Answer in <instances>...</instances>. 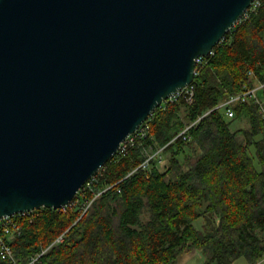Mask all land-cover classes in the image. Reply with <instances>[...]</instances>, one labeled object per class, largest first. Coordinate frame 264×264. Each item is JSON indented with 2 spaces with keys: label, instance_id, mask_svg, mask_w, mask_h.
<instances>
[{
  "label": "water",
  "instance_id": "1",
  "mask_svg": "<svg viewBox=\"0 0 264 264\" xmlns=\"http://www.w3.org/2000/svg\"><path fill=\"white\" fill-rule=\"evenodd\" d=\"M253 1L0 0V218L71 202Z\"/></svg>",
  "mask_w": 264,
  "mask_h": 264
},
{
  "label": "trees",
  "instance_id": "2",
  "mask_svg": "<svg viewBox=\"0 0 264 264\" xmlns=\"http://www.w3.org/2000/svg\"><path fill=\"white\" fill-rule=\"evenodd\" d=\"M259 1L197 64L193 101H164L147 120L151 137L105 164L95 183L103 191L83 215L41 207L20 217L22 233L10 241L17 259L29 261L64 233L40 264H180L198 252L202 264H264V117L254 101L230 105L234 116L219 107L264 82ZM200 116L189 140L178 137ZM150 146L169 159L133 171Z\"/></svg>",
  "mask_w": 264,
  "mask_h": 264
},
{
  "label": "built area",
  "instance_id": "3",
  "mask_svg": "<svg viewBox=\"0 0 264 264\" xmlns=\"http://www.w3.org/2000/svg\"><path fill=\"white\" fill-rule=\"evenodd\" d=\"M259 4H260L259 0H254L251 6L244 13L243 17H248L250 13L256 10ZM212 53L213 51L210 54ZM204 59L205 56H199L197 58V64L202 63ZM261 88H264V82L258 83L254 87L247 88L245 91H243L240 94L231 96L228 100L221 103L219 107L223 106L224 108H226V113L229 116H234L235 111L232 108H230V105L240 101L242 102L254 101L259 104L260 106L259 111L261 115L264 117V99L259 93V90ZM181 96H185L189 102L193 101L194 87L192 86V84L178 91L173 97H171V99H175ZM202 117L203 116H200L195 121L188 123L186 127L178 134V137L183 136L185 140H189L190 139V136L188 135L189 130L194 125H196L201 120ZM149 137H151L150 123L146 120L134 133L130 134L126 138V140L121 143L118 151L111 158H115V160H118L122 156L128 154L130 147L140 145L142 141H144V139H147ZM156 150L157 149H154L152 146H150V150L148 148H145L143 154L144 156L143 161L133 171H136L139 168L149 169L154 160H158L159 157L161 160L162 157L159 153L156 152ZM105 171H106V167L105 165H103L99 169V171L84 184V186L80 189V191L77 193V195L73 198L71 202L61 206L60 208H54V209H58L61 212H67L70 208L77 207L80 209L83 215L89 209L94 199L102 193L103 190L97 189L95 187L96 186L95 183L100 180L101 176L104 175ZM107 188H110V186ZM89 193H91L93 196L88 195ZM34 211L26 212V213L24 212L16 213L13 215L0 218V259L1 260H7L12 264H40L41 256L44 253H46L49 249H51L54 245L64 240L65 234L63 233L56 240H54L48 247L43 249L41 253L32 256L29 259V261L21 262L19 259H17L14 250L10 245V241L22 233V225L20 223V217L25 214H30Z\"/></svg>",
  "mask_w": 264,
  "mask_h": 264
},
{
  "label": "rangeland",
  "instance_id": "4",
  "mask_svg": "<svg viewBox=\"0 0 264 264\" xmlns=\"http://www.w3.org/2000/svg\"><path fill=\"white\" fill-rule=\"evenodd\" d=\"M259 93L261 94V96H262V98L264 99V88H261L260 90H259ZM182 114H183V116H184V114H185V112H184V110H183V112H182ZM247 123V122H246ZM246 123H238L237 125L235 124V127L236 128H238V127H241V126H247L248 124H246ZM163 146H158L156 149V152L157 153H159L160 155H161V157L162 156H164V159H163V162L162 163H160L159 165L160 166H162V165H164V163L169 159V153H163ZM149 150H150V148H149ZM160 151V152H159ZM143 154H144V152H143ZM158 160H160V157L158 158ZM197 224H198V226H200L201 225V221H198L197 222ZM187 259H189L188 261H189V264H198L199 262H202L203 261V254L201 253V252H198L197 254H194L193 256H185L183 259H182V261L180 262V264L181 263H183V262H185ZM199 259V260H198ZM235 264H250L249 262H248V260L246 259V258H244V257H242V258H239L238 260H236V262H235Z\"/></svg>",
  "mask_w": 264,
  "mask_h": 264
},
{
  "label": "crops",
  "instance_id": "5",
  "mask_svg": "<svg viewBox=\"0 0 264 264\" xmlns=\"http://www.w3.org/2000/svg\"><path fill=\"white\" fill-rule=\"evenodd\" d=\"M189 259H187L185 262L181 263V264H189ZM199 260V259H198ZM203 262V261H202ZM202 262H199L198 264H202Z\"/></svg>",
  "mask_w": 264,
  "mask_h": 264
},
{
  "label": "bare ground",
  "instance_id": "6",
  "mask_svg": "<svg viewBox=\"0 0 264 264\" xmlns=\"http://www.w3.org/2000/svg\"><path fill=\"white\" fill-rule=\"evenodd\" d=\"M22 223V222H21Z\"/></svg>",
  "mask_w": 264,
  "mask_h": 264
}]
</instances>
